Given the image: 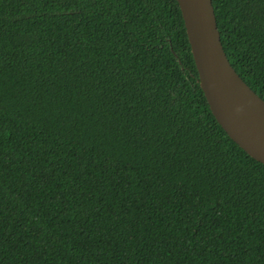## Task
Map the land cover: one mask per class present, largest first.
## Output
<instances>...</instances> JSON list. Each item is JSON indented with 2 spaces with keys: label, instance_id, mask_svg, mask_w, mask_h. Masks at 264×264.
<instances>
[{
  "label": "trees",
  "instance_id": "1",
  "mask_svg": "<svg viewBox=\"0 0 264 264\" xmlns=\"http://www.w3.org/2000/svg\"><path fill=\"white\" fill-rule=\"evenodd\" d=\"M212 1L230 64L264 100V0ZM65 3L0 0V264H264V165L213 116L177 0H159L143 44L122 26L123 7ZM102 64L113 82L150 66L195 125L189 141L238 173L243 196L217 198L196 157L85 100L77 88ZM98 107L111 130L88 118ZM36 225L51 234L42 246L28 239Z\"/></svg>",
  "mask_w": 264,
  "mask_h": 264
},
{
  "label": "snow or ice",
  "instance_id": "2",
  "mask_svg": "<svg viewBox=\"0 0 264 264\" xmlns=\"http://www.w3.org/2000/svg\"><path fill=\"white\" fill-rule=\"evenodd\" d=\"M85 2L86 0H67L64 6L68 7L69 3L72 4L73 7L68 8V11L72 12L76 5L83 6ZM99 2L109 6L119 5L125 9L128 15L122 26L128 27L129 34H133V40H138L143 44L145 39L150 38V32L157 31L153 24L158 20L155 9L159 0H99ZM232 2L241 3L244 0H232ZM126 43H131V41H126ZM101 50L103 51V49ZM110 55L114 54L110 53ZM100 67L101 73L98 78L94 81H85L82 89L77 88V91H82L85 100L91 97L98 101L100 106L106 105L112 109L115 117H121V112L116 109H122L124 114L122 118L125 121L128 123L139 121L140 123L136 126L149 128L153 138L164 148L170 151H183L189 155V159L196 157L199 161L195 169L197 179L205 182L210 191L217 195V198L222 194H227L228 197L237 196L238 198L243 196L244 190L238 182V173L234 172L232 168L226 167L214 149L205 148L195 138L189 141V135H191L189 130L194 129L195 125L190 124L186 118H182V114H177L178 94L174 90L160 95L162 89L150 66L143 68L139 78L130 75L125 78L124 82H121L119 78L113 82L111 76L108 75L111 73V69L108 68L105 71L103 64ZM2 97V85H0V100ZM166 97L169 98L166 99ZM0 109H2V105H0ZM86 114L101 131L105 128L111 130V124L103 119L107 115L103 107L92 108ZM112 119L113 117L110 116L109 121ZM115 123L118 125L119 121L117 120ZM73 127H79L75 120H73ZM28 147L25 145V148ZM35 151L32 149L33 153ZM4 207V201L0 196V222L3 220ZM46 229V225L31 226L28 239L35 241L39 246L46 244L51 235L50 233L46 234ZM2 231L3 228L0 226V233Z\"/></svg>",
  "mask_w": 264,
  "mask_h": 264
},
{
  "label": "water",
  "instance_id": "3",
  "mask_svg": "<svg viewBox=\"0 0 264 264\" xmlns=\"http://www.w3.org/2000/svg\"><path fill=\"white\" fill-rule=\"evenodd\" d=\"M198 82L210 110L228 137L264 165V100L230 64L212 0H177Z\"/></svg>",
  "mask_w": 264,
  "mask_h": 264
}]
</instances>
